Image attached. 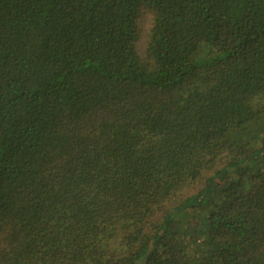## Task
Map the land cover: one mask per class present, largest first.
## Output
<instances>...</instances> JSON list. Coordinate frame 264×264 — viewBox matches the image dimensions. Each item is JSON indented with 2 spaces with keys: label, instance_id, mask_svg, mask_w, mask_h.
<instances>
[{
  "label": "trees",
  "instance_id": "trees-1",
  "mask_svg": "<svg viewBox=\"0 0 264 264\" xmlns=\"http://www.w3.org/2000/svg\"><path fill=\"white\" fill-rule=\"evenodd\" d=\"M263 157L264 0H0V264H264Z\"/></svg>",
  "mask_w": 264,
  "mask_h": 264
},
{
  "label": "rangeland",
  "instance_id": "rangeland-1",
  "mask_svg": "<svg viewBox=\"0 0 264 264\" xmlns=\"http://www.w3.org/2000/svg\"><path fill=\"white\" fill-rule=\"evenodd\" d=\"M260 170H264V157L256 160V162L251 167H247L246 169L235 171L229 178H227V180L221 181L220 179L217 178L213 182L214 185H212L210 188V194L206 197L207 201L210 204L207 206L206 203L203 202L202 207L205 208L204 212L201 213L200 215L195 211H190L188 213V215L190 216L188 217L187 222L191 225V230L193 232L194 231L204 232L206 213L208 212L212 204L217 203L216 201H218V198H219L218 190L220 189V186H218V184L220 183V181L223 182L222 183L223 185H226L232 181H239L241 179V185L243 186V189L247 193H250L261 184L260 182L256 183L252 180L253 178L252 176L258 173ZM185 222L186 221H184V223ZM174 244H176V241H174ZM159 247L164 249L165 253L168 254V256L171 254L170 252L173 251V245L169 241H167L166 243L162 241V243L159 244Z\"/></svg>",
  "mask_w": 264,
  "mask_h": 264
}]
</instances>
